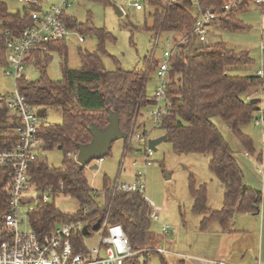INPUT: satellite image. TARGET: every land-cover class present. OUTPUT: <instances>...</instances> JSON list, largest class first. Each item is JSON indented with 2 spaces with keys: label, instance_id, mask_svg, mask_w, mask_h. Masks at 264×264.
Here are the masks:
<instances>
[{
  "label": "trees",
  "instance_id": "16d2710c",
  "mask_svg": "<svg viewBox=\"0 0 264 264\" xmlns=\"http://www.w3.org/2000/svg\"><path fill=\"white\" fill-rule=\"evenodd\" d=\"M89 1L110 4L108 0ZM232 1L239 5L224 11V5ZM149 4L153 8L151 30L158 32L154 48L158 46V36L164 33L170 37L168 40L173 43L172 49L175 50L166 76V92L162 100L164 107H158V128L175 152L210 157L208 168L224 188L222 207L219 210L207 208L206 185L197 186L194 179L189 178L192 211L202 216L200 231L206 232L214 222L220 231H227L234 216L259 215L262 193L246 186L243 171L232 149L212 119L218 118L240 142L247 157H254L252 140L241 132V127L252 119L257 124L264 121V108L258 107L260 100L256 99L257 102L252 104L251 101L255 99L247 98L251 92L262 91L264 78L257 73H247L253 60L246 51L236 52L223 42L211 47L205 43L199 46L200 42L192 32L196 20L205 12L216 16L211 24L224 31H245L247 27L238 19L237 14L249 3L247 0H172L164 4L159 0H151ZM263 4L260 8L264 14ZM34 9L33 6H22V9L9 12L7 3L0 1V67H7L5 33L11 32L13 36H19L24 27L30 24L29 12ZM62 19L68 28L79 35L94 37L96 49L88 52L78 48L80 68L72 70L67 65L65 40L49 43L45 46L46 51L44 47H39L26 60V65L34 64L39 70V79L28 82L22 74L16 80L20 94L35 109L41 120L38 130V138L42 143L41 154L30 165L31 184L42 195L50 193L52 199L43 203L38 196L34 201L33 211L28 215L31 230L39 238H43L49 236L59 224L80 223L83 228H87L88 235L76 233L72 238L73 250L78 252L84 250L83 237L86 241L91 237L96 223H99V227L105 222L120 225L130 247L138 252L124 264H148L152 256L159 257L161 264H167L165 254L140 252L143 248L158 247L154 244L156 238L151 232L152 209L143 194L114 191V182L110 183L106 177L103 178L102 191H95L88 183L86 168L68 157V154H77L78 146L91 142V125L99 129L107 126L111 113L117 115L119 129L126 135L125 152H128L130 144L127 139L136 131L140 109L156 106L161 102L157 104L154 97L146 96L144 90L149 73L154 72L159 63L153 59L154 50L150 60L144 58V70H125L120 67L106 70L101 56L106 55L105 43L115 41L112 34L105 29L95 28L89 19L85 24L65 14ZM54 52L62 59L60 82H54L46 75L50 54ZM112 59L119 65L116 59ZM262 68L264 70V61ZM242 94H246L245 97L242 98ZM50 108L59 110L60 121L56 124L44 122L46 110ZM256 112L258 116L254 117ZM14 128L15 122L8 109L0 107V149L17 141ZM142 135L146 133L143 132ZM262 145L264 149V132ZM55 149L62 153V160L57 168L49 166L44 156V153ZM261 156V153L256 155V162H259ZM6 172L7 170L0 175V211L3 212L7 211L10 189ZM59 194L73 198L78 204L77 211L69 214L57 209L53 198ZM99 198H102V203ZM30 200L28 199V203ZM141 256L146 258L144 262L141 261ZM178 264H183V261L179 260Z\"/></svg>",
  "mask_w": 264,
  "mask_h": 264
},
{
  "label": "rangeland",
  "instance_id": "374dc122",
  "mask_svg": "<svg viewBox=\"0 0 264 264\" xmlns=\"http://www.w3.org/2000/svg\"><path fill=\"white\" fill-rule=\"evenodd\" d=\"M6 2L9 12H15L17 9H22V5L16 0H0ZM195 1V0H191ZM50 3L58 4L60 0H49ZM138 2L143 6L141 11L135 10L128 3ZM122 7L123 15L117 16L113 7ZM247 9L237 14V17L242 21L243 25L247 26L246 31L240 32H222L218 26H208L205 36V45L212 46L218 42H224L229 49L236 52L248 51L249 56L254 63L249 70L252 74L261 70L262 62L264 61V53L260 51V41L264 39V14L259 6L247 4ZM153 8L147 0H125L124 2L109 5L94 2L89 0H78L74 2L67 10L68 15L82 24H85L89 19L92 25L98 29H105L115 38L114 42H106V55L101 56L104 68L106 70H116L118 67L131 70H144L146 64L144 58L150 60L151 53L154 50L153 59L160 61L163 51L167 47L166 39L168 36L160 33L158 36V46L154 48V39L158 32H153V19L151 14ZM83 43H79L77 37L71 36L65 41L67 49V65L68 68L76 70L80 68V60L78 56V48L88 52H94L96 49V40L92 36L84 35ZM202 44L199 43V46ZM51 60L46 69V75L52 81L61 79V57L57 52L51 53ZM116 59L119 65L115 64ZM6 68L0 67V95H10L15 90V80L4 74ZM250 73V75H252ZM23 75L28 82H33L39 79V70L34 64H28L24 67ZM243 75V74H238ZM158 85V79L155 72L149 73V77L144 86L145 94L152 97L155 88ZM253 99H259V108H264V85L261 90L249 93ZM246 94H242V98ZM161 101L158 107H164ZM156 106H149L140 109L137 119L136 131L130 135V145L127 154L125 153V141L118 140L111 145L110 153L104 157L99 163L92 162L85 170L89 185L93 190L101 192L103 187V178L106 177L110 183L116 179L121 182L131 183L133 176L137 170L143 172L141 177L145 186L143 196L148 201L150 209H154L158 213V221L151 223V232L154 237V244L165 248L170 252L167 255V264H178L179 260L184 262L191 261V255H197L200 258L215 259L216 251L212 249V238L219 240L212 233L217 227V223H212L205 234L199 232V224L202 216L193 213V199L188 190V179L193 178L196 185H206L207 202L206 206L209 209L219 210L222 207V196L224 188L216 176L211 173L208 168L210 157L208 155L197 153H177L173 150L170 142H161L155 146L150 156L151 164L142 169L144 164V154L148 148V141H155L162 136V130L154 124V119L151 117V112L156 110ZM258 116V112L254 117ZM60 121L59 110L50 108L46 110L45 124H56ZM212 122L217 126L225 141L232 149L235 158L240 165L244 174V183L252 187V185L262 186L260 179L255 175L256 172V155L263 153V132L264 121L255 122L252 119L247 125L241 127V132L247 135L252 140L254 157H247L246 151L243 149L240 142L227 129V127L218 119H212ZM142 127V128H141ZM143 140L147 141L146 146L143 142L135 139V134H143ZM46 161L51 167H59L62 160V153L58 150H51L44 153ZM68 157L75 159V154H69ZM73 159V160H74ZM77 160V157H76ZM133 161H137V167H133ZM97 166L98 169H90ZM253 172V173H252ZM260 186V187H261ZM259 188H253L260 190ZM52 201V199H50ZM102 203V198H99ZM263 202V201H262ZM53 204L63 213H74L78 209L77 202L66 195L59 194L53 198ZM262 204V203H261ZM34 204L26 206V209H31ZM234 216L233 218H235ZM238 220L241 217L240 225L256 224L254 217H247L245 214L237 216ZM19 230L22 233L30 232V225L25 214L18 216ZM161 225H168V235H164L163 230H160ZM243 238V237H239ZM243 240H240L241 242ZM98 242V233L92 232L91 237L87 238V245H95ZM244 243V242H243ZM238 244V243H237ZM245 245V243H244ZM190 255V257L188 256ZM184 256V258H182ZM148 264H161L159 257L152 256Z\"/></svg>",
  "mask_w": 264,
  "mask_h": 264
},
{
  "label": "built area",
  "instance_id": "2783aa9c",
  "mask_svg": "<svg viewBox=\"0 0 264 264\" xmlns=\"http://www.w3.org/2000/svg\"><path fill=\"white\" fill-rule=\"evenodd\" d=\"M22 6H33L35 9L29 12L30 24L25 26L19 36H13L11 32L5 33L4 49L6 51L7 67L4 74L15 80V90L10 95H0V107L5 106L13 122L14 132L17 134V141L5 149H0V175L7 170L10 189L7 195V211H0V264H124V262L136 255L138 252L132 250L128 239L120 225L103 223L96 231L98 242L95 245H87L83 237L84 250H73L72 238L76 233H82L83 227L80 223H62L55 227L49 236L39 238L32 230L29 220V213L33 211L26 209V206L34 204V201L41 197L42 202H49L50 193L41 194L32 184L29 175L30 165L37 160L41 154V141L38 138V130L41 120L35 109L28 103L26 98L20 94L16 86L17 78L21 77L26 66V60L31 53L39 47L47 46L49 43L60 42L71 36H76L79 42H84L82 35L68 28L62 16L67 15L66 10L78 0H60L58 4L50 3L49 0H16ZM113 4L125 0H108ZM150 2L151 0H147ZM168 4L172 0H159ZM249 4L261 6L264 0H247ZM135 10H142L143 6L138 2L128 3ZM239 3L232 1L224 5V11L237 7ZM121 10L122 7L119 6ZM216 19L210 12H205L196 20L193 34L200 43H205L207 28ZM183 40H181V43ZM157 44V39L156 42ZM167 48L163 51L162 59L155 66V74L158 85L155 88L154 101L158 104L164 100L166 89V76L170 59L175 56L170 40H166ZM260 51L264 53V40L260 41ZM153 55V54H152ZM257 75L264 78V70L258 71ZM156 110L151 112L154 124H159L158 105ZM135 139L143 142L142 134H135ZM131 138V137H129ZM128 140V139H127ZM128 144L130 143L127 142ZM152 150L148 147L144 154L142 169L151 164L150 156ZM69 156V154H68ZM246 156L248 154L246 153ZM74 159V157H73ZM76 161V155L75 159ZM100 162V161H99ZM133 167H137V161H133ZM256 173L264 185V155L256 162ZM143 172L137 170L135 181L132 183L114 181L113 190L120 192H143L144 184L141 180ZM28 199H31L28 203ZM27 200V201H26ZM25 214L30 225V232L22 233L19 230L18 216ZM150 219L153 222L158 220V213L152 209ZM168 227H162L164 235H168ZM154 251L159 254L169 255L170 252L160 246L143 248L141 253ZM146 258L141 256V261Z\"/></svg>",
  "mask_w": 264,
  "mask_h": 264
},
{
  "label": "crops",
  "instance_id": "0c3cea01",
  "mask_svg": "<svg viewBox=\"0 0 264 264\" xmlns=\"http://www.w3.org/2000/svg\"><path fill=\"white\" fill-rule=\"evenodd\" d=\"M247 7H246V9H247ZM246 9H244V11ZM67 10H66V13H67ZM210 25H214V24H210ZM210 25H209V27H210ZM220 30L222 32H225L221 28H220ZM74 37H76V36H74ZM167 39H170V37L168 36ZM79 43H83V42H79ZM209 47H211V46H209ZM246 52L249 55V52L248 51H246ZM253 63H254V61H253ZM262 65H263V62H262ZM261 70H263V68H261ZM261 70L259 69V70H257V72L261 71ZM257 72H255V73H257ZM247 73L250 74L251 71L247 70ZM247 98H253V97H252V95H249ZM126 154L127 153L125 152L124 156ZM76 157H77V154H76ZM101 160H99V161H101ZM99 161H93V162L99 163ZM135 175L133 176L134 181H135ZM255 175L259 179V176L257 175L256 172H255ZM260 182H261V180H260ZM261 184H262V182H261ZM247 186L251 188V186H249V185H247ZM260 186L252 185L253 188H259ZM144 188H145V186H144ZM257 191H260L262 193V201H263L261 204V207H260L259 215L253 216L250 214H245V216H247V217H249V216L254 217L253 219H255V221H256V224L254 226L252 223L250 225H243V227H242L239 223V222H241V217H239L240 220H238V217H237L238 215H237L235 218H233L231 220L227 231L222 232V231H220L219 227H217V229H215L212 232L215 235H217L216 237H220L219 240H217L215 238L211 239V242H213L212 249L214 251H216L215 259H210V258L206 259V258H200L197 255H193V256L191 255V258H190L191 261L186 263L182 260L183 264H264V188L261 186L260 190H257ZM143 192H144V190H143ZM143 192H141V193L143 194ZM163 226L164 225H161L160 230L162 229ZM166 226H168V225H166ZM199 232L201 234H205L208 231L202 232L199 230ZM239 237H243V238H239ZM240 240H243V241L239 242ZM243 242L245 243V245ZM188 256L190 257V255H188ZM182 258H184V256H182Z\"/></svg>",
  "mask_w": 264,
  "mask_h": 264
},
{
  "label": "water",
  "instance_id": "95a60500",
  "mask_svg": "<svg viewBox=\"0 0 264 264\" xmlns=\"http://www.w3.org/2000/svg\"><path fill=\"white\" fill-rule=\"evenodd\" d=\"M113 7L116 9L115 13L117 16L120 17L123 15L119 8L115 6ZM60 81L61 79L58 80V82ZM256 102V99L251 101L252 104H255ZM89 133L91 135V142L84 146H78L77 148L76 162L85 168H87L93 161H99L108 156L111 145L118 140H124V138H126V135L119 129V119L114 113L109 114L108 124L104 129H99L96 126L91 125L89 127ZM166 140V136H162L155 141H148V147L153 151L157 144L165 142ZM90 169L98 168L97 166H93ZM92 229L93 231H97L99 229V223H96ZM82 233L88 235L86 227L83 228Z\"/></svg>",
  "mask_w": 264,
  "mask_h": 264
},
{
  "label": "bare ground",
  "instance_id": "6f19581e",
  "mask_svg": "<svg viewBox=\"0 0 264 264\" xmlns=\"http://www.w3.org/2000/svg\"><path fill=\"white\" fill-rule=\"evenodd\" d=\"M264 5V4H263ZM216 12V11H215ZM219 14V13H218ZM221 16V15H220ZM225 17V16H224ZM243 24V23H242ZM246 26V25H245ZM247 27V26H246ZM79 32V31H78ZM19 34V33H18ZM82 34V33H81ZM218 45V44H217ZM222 45V44H221ZM221 45L219 47H221ZM23 78V77H22ZM22 82V81H21ZM19 83V82H18ZM20 85V84H19ZM21 88V87H20Z\"/></svg>",
  "mask_w": 264,
  "mask_h": 264
}]
</instances>
